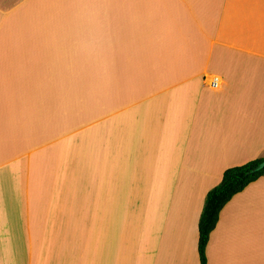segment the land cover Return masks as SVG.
I'll list each match as a JSON object with an SVG mask.
<instances>
[{
    "label": "crops",
    "instance_id": "obj_1",
    "mask_svg": "<svg viewBox=\"0 0 264 264\" xmlns=\"http://www.w3.org/2000/svg\"><path fill=\"white\" fill-rule=\"evenodd\" d=\"M261 157L264 0H0V264H200ZM206 256L264 264V175Z\"/></svg>",
    "mask_w": 264,
    "mask_h": 264
},
{
    "label": "trees",
    "instance_id": "obj_2",
    "mask_svg": "<svg viewBox=\"0 0 264 264\" xmlns=\"http://www.w3.org/2000/svg\"><path fill=\"white\" fill-rule=\"evenodd\" d=\"M263 159L264 158L261 157L241 165L227 168L223 172L221 181L207 192L198 223V252L200 264H207L206 247L210 234L219 220L220 211L235 194L242 191L260 176L264 175V169L255 173H250V170Z\"/></svg>",
    "mask_w": 264,
    "mask_h": 264
},
{
    "label": "water",
    "instance_id": "obj_3",
    "mask_svg": "<svg viewBox=\"0 0 264 264\" xmlns=\"http://www.w3.org/2000/svg\"><path fill=\"white\" fill-rule=\"evenodd\" d=\"M263 169H264V159L260 163H258L256 166H254L250 170V173H255V172L261 171Z\"/></svg>",
    "mask_w": 264,
    "mask_h": 264
},
{
    "label": "built area",
    "instance_id": "obj_4",
    "mask_svg": "<svg viewBox=\"0 0 264 264\" xmlns=\"http://www.w3.org/2000/svg\"><path fill=\"white\" fill-rule=\"evenodd\" d=\"M211 85L213 87L219 86V79L217 77H213L212 80H211Z\"/></svg>",
    "mask_w": 264,
    "mask_h": 264
}]
</instances>
